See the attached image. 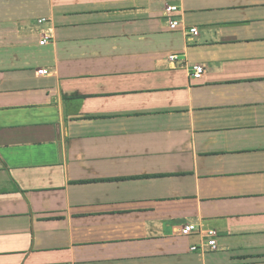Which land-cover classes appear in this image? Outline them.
<instances>
[{
    "label": "crops",
    "instance_id": "0c3cea01",
    "mask_svg": "<svg viewBox=\"0 0 264 264\" xmlns=\"http://www.w3.org/2000/svg\"><path fill=\"white\" fill-rule=\"evenodd\" d=\"M0 264H264V0H0Z\"/></svg>",
    "mask_w": 264,
    "mask_h": 264
},
{
    "label": "built area",
    "instance_id": "2783aa9c",
    "mask_svg": "<svg viewBox=\"0 0 264 264\" xmlns=\"http://www.w3.org/2000/svg\"><path fill=\"white\" fill-rule=\"evenodd\" d=\"M178 8L176 6H168L165 10V15L168 18V29L170 31H180L182 24L180 23V21H178V19L176 18V16L178 15ZM188 36H197L199 34V30L197 28H191L188 32H187ZM45 41H43L42 43L44 44ZM177 55H170L168 57V60L170 61V63L172 64V66H175L174 63H176L177 60ZM205 68L201 65L195 66L193 68V72L190 75V78L192 81H198L200 79H202V77L205 74ZM38 74L43 77V76H48L49 75V71L48 70H39ZM179 234L183 237H189L192 235H196V234H200L203 235L205 240H204V244L202 247H197V246H193L191 248L192 251H200V252H213L216 251L218 248V242H217V238H218V233L215 229H206L203 230L200 227H198L196 224H187L184 225L183 227H181V229L179 230Z\"/></svg>",
    "mask_w": 264,
    "mask_h": 264
}]
</instances>
